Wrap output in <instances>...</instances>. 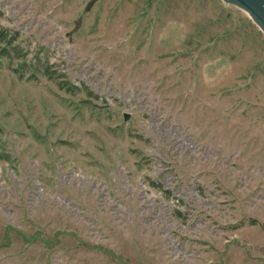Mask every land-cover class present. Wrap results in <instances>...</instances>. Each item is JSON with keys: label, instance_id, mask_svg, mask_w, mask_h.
I'll return each mask as SVG.
<instances>
[{"label": "rangeland", "instance_id": "rangeland-1", "mask_svg": "<svg viewBox=\"0 0 264 264\" xmlns=\"http://www.w3.org/2000/svg\"><path fill=\"white\" fill-rule=\"evenodd\" d=\"M0 26L28 53L0 56V264H264V34L245 11L0 0Z\"/></svg>", "mask_w": 264, "mask_h": 264}, {"label": "trees", "instance_id": "trees-1", "mask_svg": "<svg viewBox=\"0 0 264 264\" xmlns=\"http://www.w3.org/2000/svg\"><path fill=\"white\" fill-rule=\"evenodd\" d=\"M20 35L18 32H11L6 28H2L0 26V56L7 57L11 60H25L28 56V53L25 52V49L22 48L18 43ZM21 68H23L24 63ZM35 72L41 73L48 79L58 80V85L61 89L67 92H75L77 87L71 84L69 81L65 80L64 75H58L56 71L52 70V66L45 62L44 64L38 60H35ZM14 72L19 76V78H23L24 73H20V69H14ZM35 74H31L28 78L34 79Z\"/></svg>", "mask_w": 264, "mask_h": 264}, {"label": "water", "instance_id": "water-1", "mask_svg": "<svg viewBox=\"0 0 264 264\" xmlns=\"http://www.w3.org/2000/svg\"><path fill=\"white\" fill-rule=\"evenodd\" d=\"M224 3L245 11L264 34V0H222ZM129 116L125 115V120Z\"/></svg>", "mask_w": 264, "mask_h": 264}]
</instances>
